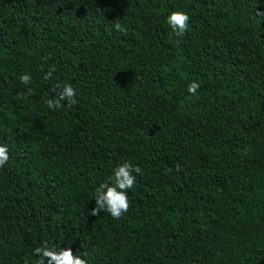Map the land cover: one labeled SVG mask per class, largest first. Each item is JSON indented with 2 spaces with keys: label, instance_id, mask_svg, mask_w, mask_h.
Returning <instances> with one entry per match:
<instances>
[{
  "label": "trees",
  "instance_id": "16d2710c",
  "mask_svg": "<svg viewBox=\"0 0 264 264\" xmlns=\"http://www.w3.org/2000/svg\"><path fill=\"white\" fill-rule=\"evenodd\" d=\"M257 12L264 0H0V264H34L44 243L87 264H264ZM64 85L77 103L47 108ZM125 162L142 170L128 213L92 217Z\"/></svg>",
  "mask_w": 264,
  "mask_h": 264
},
{
  "label": "clouds",
  "instance_id": "9594fccd",
  "mask_svg": "<svg viewBox=\"0 0 264 264\" xmlns=\"http://www.w3.org/2000/svg\"><path fill=\"white\" fill-rule=\"evenodd\" d=\"M256 14L257 16H264V12H257ZM189 19L185 12L173 11L166 18V23L176 36L182 37L189 30ZM114 27L118 32L125 31L119 22H116ZM54 71L55 69L52 68L46 72L44 79H50ZM19 80L27 87L31 83L32 77L28 74H22ZM57 87L61 86L57 85ZM198 89L199 84L196 82L189 83L187 86V91L192 96L196 95ZM31 91L32 89L28 88L27 94L30 95ZM75 97L76 90L71 85H64L55 99L46 101V107L51 110L62 109L65 106L62 103L64 101L67 102L68 107H72L77 103ZM8 151L7 146L0 145V168H3L9 161ZM243 154L246 155L247 150ZM176 170L180 171L179 165H177ZM133 173L141 174L142 170L139 166L133 167L131 163L125 162L113 169V175L109 177L108 181L99 184L94 192L95 206L90 210L92 217L99 216L103 212L109 214L111 218L119 220L128 213L130 202L127 192L136 183V176ZM34 255L38 257L34 264H45L46 260L48 264H87L86 260L74 255L70 248L56 250L50 248L47 243L35 248Z\"/></svg>",
  "mask_w": 264,
  "mask_h": 264
}]
</instances>
